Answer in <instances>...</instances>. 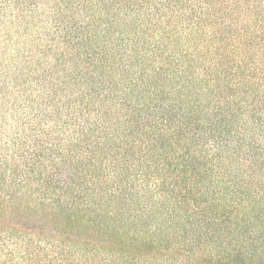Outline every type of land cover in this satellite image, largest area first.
Returning <instances> with one entry per match:
<instances>
[{
  "label": "trees",
  "instance_id": "16d2710c",
  "mask_svg": "<svg viewBox=\"0 0 264 264\" xmlns=\"http://www.w3.org/2000/svg\"><path fill=\"white\" fill-rule=\"evenodd\" d=\"M0 264H264V0H0Z\"/></svg>",
  "mask_w": 264,
  "mask_h": 264
}]
</instances>
